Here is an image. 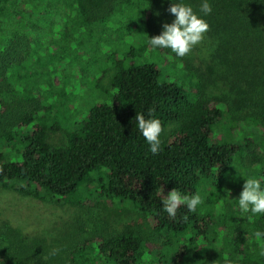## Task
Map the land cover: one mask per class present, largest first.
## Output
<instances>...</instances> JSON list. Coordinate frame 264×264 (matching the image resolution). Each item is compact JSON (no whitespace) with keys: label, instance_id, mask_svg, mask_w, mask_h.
<instances>
[{"label":"trees","instance_id":"trees-1","mask_svg":"<svg viewBox=\"0 0 264 264\" xmlns=\"http://www.w3.org/2000/svg\"><path fill=\"white\" fill-rule=\"evenodd\" d=\"M173 2L190 5L209 23L217 43L215 57L225 70L222 78L239 97L208 94L206 77L188 55L151 47L150 39L162 34L163 24L175 20L168 11ZM208 2L213 11L207 16L200 12L202 0L53 2L51 7L64 13L65 22L53 26L57 30L51 33L52 61L57 49L69 51L72 42L87 44L93 51L95 33L107 29L125 41L136 29L144 33L142 50L131 47L111 54L108 87L94 77L108 100L95 103L79 127L66 132L62 145L50 140L52 133L62 130L53 106L44 105L45 96L34 87L23 91L14 84L26 58L38 52L39 63L47 56L42 54L44 46L33 50L17 31L6 40L0 38V187L47 202L81 205L84 187L96 184L106 198L130 201L160 240L157 245L131 226L95 235L71 248L75 264L78 259L85 264H264V236L255 235L264 233V214L240 210L244 177L238 175L229 183L240 171L227 176L233 163L240 161L243 167L253 164V178L264 181V0ZM13 4L0 0V30L6 19L14 17L9 9ZM113 16L116 22L111 26ZM152 50L170 54L174 64L195 79L193 89L161 80L156 63L133 58L138 51ZM36 75L29 73L31 79ZM137 113L159 119L164 127L156 155L137 127ZM223 118L233 134L241 122L260 134L247 131L242 141L211 144L213 127ZM174 188L189 196L204 191V212L196 215L182 206L175 219L169 217L162 200ZM222 200L226 210L218 212ZM0 264L34 262L10 239L0 251Z\"/></svg>","mask_w":264,"mask_h":264},{"label":"rangeland","instance_id":"rangeland-1","mask_svg":"<svg viewBox=\"0 0 264 264\" xmlns=\"http://www.w3.org/2000/svg\"><path fill=\"white\" fill-rule=\"evenodd\" d=\"M12 1L14 4L9 9L13 11L14 17L5 20V27L0 30V38L6 40L17 31L33 50L44 46L42 54L47 52V56L40 54L43 57L39 63L35 61L36 57L39 58L38 52L26 58L18 71L20 78L15 80L14 84L23 91L34 87V92L45 96L44 105H52V111L62 123V130L52 133L50 140L54 145L65 144L66 132L78 128L95 103L108 100L101 88L96 87L94 77L95 80L99 78L100 86L108 87L113 73V70L107 67L112 64L109 60L111 54L115 51L126 52L131 47L140 49L144 33L142 29H136L125 41L120 34L118 36L107 29L105 33L103 31L101 34L95 33L93 51H90V46L87 44L80 46L72 42L69 51L65 50L62 53L61 49H57V55L52 61L51 33L57 30V27L53 26L65 22L64 13L55 12L51 7L56 0ZM41 7L43 10L40 9ZM110 22L112 26L116 22V17L113 16ZM33 24L38 27L33 28ZM216 46L215 38L208 31L204 40L196 45L188 56L198 72L206 77L208 94L236 99L240 95L236 90H231L228 81L222 78L225 70L215 57ZM133 58L139 63L147 61L156 63L161 70V80L177 82L187 91L194 87L195 79L178 68L170 54L160 53L157 50H152L148 54L138 51ZM30 72L37 74L36 77L31 79ZM227 121L228 119L223 118L213 127L211 144L231 140L242 141V136L246 135L247 131H254L255 136L260 134V130L255 131L245 122L239 123L233 134L231 125ZM261 140H264V137ZM240 163V161L233 163L227 176L235 174L237 170L240 174L237 173L236 176L229 178V183H232V179L238 175L244 177L245 182L246 179L253 178L255 173L253 164L243 167ZM247 163H250V159ZM200 196L206 203L204 191ZM113 200L102 195L97 185L92 183L84 187V200L81 205L47 202L0 187V251L3 246L10 245L11 239L19 244L34 264H75L70 253L75 244L95 235L107 234L127 226L137 228L157 245L160 244L145 215L139 213L128 200L122 201L119 198ZM225 203V200H222L217 205L218 212L226 210ZM204 210L201 204L194 213L199 215ZM55 250L58 252L54 255ZM77 262L85 264L80 263L79 259ZM90 264H97V261Z\"/></svg>","mask_w":264,"mask_h":264},{"label":"clouds","instance_id":"clouds-1","mask_svg":"<svg viewBox=\"0 0 264 264\" xmlns=\"http://www.w3.org/2000/svg\"><path fill=\"white\" fill-rule=\"evenodd\" d=\"M168 11L175 16V20L169 24H163L162 34L152 37L150 45L153 48L166 49L170 48L179 57L188 55L192 49L201 43L205 34L210 30L209 23L198 16L190 5L184 3H172ZM213 11L208 0H202L200 12L205 16L210 15ZM154 109H149V117H152ZM137 121V127L150 145V151L156 155L161 150V135L164 132V127L159 119L146 118L143 113H137L134 118ZM262 181L258 178L246 179L243 185V191L238 199L240 210L243 213L264 214V187ZM162 210L169 217L175 219L178 210L182 206H186L189 211H196L197 207L203 204V198L200 194L187 195L181 194L178 189H173L162 200ZM258 238L264 236V233L256 232ZM55 250L53 254H57ZM264 255V250L261 251Z\"/></svg>","mask_w":264,"mask_h":264}]
</instances>
